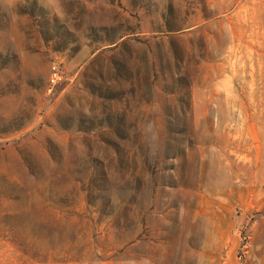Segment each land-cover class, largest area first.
Returning <instances> with one entry per match:
<instances>
[{"label":"rangeland","instance_id":"374dc122","mask_svg":"<svg viewBox=\"0 0 264 264\" xmlns=\"http://www.w3.org/2000/svg\"><path fill=\"white\" fill-rule=\"evenodd\" d=\"M0 264H264V0H0Z\"/></svg>","mask_w":264,"mask_h":264},{"label":"built area","instance_id":"2783aa9c","mask_svg":"<svg viewBox=\"0 0 264 264\" xmlns=\"http://www.w3.org/2000/svg\"><path fill=\"white\" fill-rule=\"evenodd\" d=\"M57 79H58L57 72H56L55 68L52 67V71L48 77V89L52 88V86L55 84Z\"/></svg>","mask_w":264,"mask_h":264}]
</instances>
